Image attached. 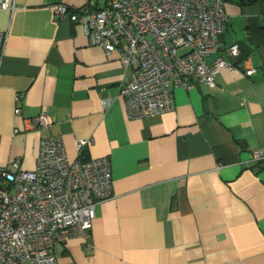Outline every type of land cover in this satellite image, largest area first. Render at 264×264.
Returning <instances> with one entry per match:
<instances>
[{"label": "crops", "instance_id": "crops-1", "mask_svg": "<svg viewBox=\"0 0 264 264\" xmlns=\"http://www.w3.org/2000/svg\"><path fill=\"white\" fill-rule=\"evenodd\" d=\"M14 1V12L0 10V167L20 157L33 170L40 140L60 136L70 160L90 140L81 158L107 157L111 168L113 196L87 239L55 246L57 264H264V3L225 0L207 62L236 44L238 68L219 69L215 88H175L160 116L132 118L119 94L131 71L52 11L107 0ZM41 111L53 124L32 128Z\"/></svg>", "mask_w": 264, "mask_h": 264}, {"label": "built area", "instance_id": "built-area-1", "mask_svg": "<svg viewBox=\"0 0 264 264\" xmlns=\"http://www.w3.org/2000/svg\"><path fill=\"white\" fill-rule=\"evenodd\" d=\"M16 8L14 0H0V10ZM52 11L57 19L80 25L92 45L106 55L116 53L131 71L119 94L132 118L160 116L173 109L175 88H215L219 69L233 72L240 66L236 44L225 49L226 58L207 62L228 21L225 0H108L101 9L58 4ZM6 39L0 32V63ZM254 71L247 68L245 74ZM101 103L105 109L110 99ZM14 112L19 115V107ZM51 124L41 111L30 126ZM90 142L77 141L78 156L70 160L60 136L42 138L33 170L20 169V157L0 167V264H57L55 246L89 237L97 205L113 196L109 159L81 158Z\"/></svg>", "mask_w": 264, "mask_h": 264}, {"label": "trees", "instance_id": "trees-1", "mask_svg": "<svg viewBox=\"0 0 264 264\" xmlns=\"http://www.w3.org/2000/svg\"><path fill=\"white\" fill-rule=\"evenodd\" d=\"M108 1V0H107ZM107 3V2H106ZM237 3L239 5H247V4H252V3H258V4H263L264 0H237ZM96 9V8H95Z\"/></svg>", "mask_w": 264, "mask_h": 264}, {"label": "rangeland", "instance_id": "rangeland-1", "mask_svg": "<svg viewBox=\"0 0 264 264\" xmlns=\"http://www.w3.org/2000/svg\"><path fill=\"white\" fill-rule=\"evenodd\" d=\"M102 1H104V0H102Z\"/></svg>", "mask_w": 264, "mask_h": 264}]
</instances>
